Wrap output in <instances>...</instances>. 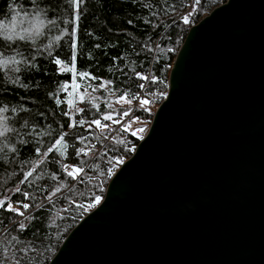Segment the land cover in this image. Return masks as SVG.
Wrapping results in <instances>:
<instances>
[{"label": "water", "instance_id": "obj_1", "mask_svg": "<svg viewBox=\"0 0 264 264\" xmlns=\"http://www.w3.org/2000/svg\"><path fill=\"white\" fill-rule=\"evenodd\" d=\"M46 264H264V0L188 27L146 132Z\"/></svg>", "mask_w": 264, "mask_h": 264}, {"label": "trees", "instance_id": "obj_2", "mask_svg": "<svg viewBox=\"0 0 264 264\" xmlns=\"http://www.w3.org/2000/svg\"><path fill=\"white\" fill-rule=\"evenodd\" d=\"M224 1L84 0L73 36V10L67 0H0V264L48 262L85 214L73 202L102 197L108 167L116 169L140 139L120 128L112 140L118 137L121 143L104 142L111 128L123 119L151 118V112L131 108L135 95L149 101L150 93L166 91L169 67L188 27ZM27 17L32 18V35L7 34ZM74 52L73 65L69 61ZM73 73L75 78L89 74L80 80L92 86L96 101H67L65 85L75 79ZM110 93L121 100L116 113L106 105ZM162 99L155 98L157 103ZM105 115L112 119L105 120ZM94 120L107 129L96 128ZM62 135L63 144L45 156ZM81 148L84 153L77 154ZM66 166L83 171L74 179ZM8 204L31 211L20 216L6 211Z\"/></svg>", "mask_w": 264, "mask_h": 264}, {"label": "rangeland", "instance_id": "obj_3", "mask_svg": "<svg viewBox=\"0 0 264 264\" xmlns=\"http://www.w3.org/2000/svg\"><path fill=\"white\" fill-rule=\"evenodd\" d=\"M31 21H32V18L27 17L25 22H23V23L19 24L18 22H15L16 26H13L11 28V30L7 34L11 35V36L32 35L33 31H29V26H30ZM59 69L69 70L72 73V69L70 67H65V66L60 65ZM91 88H92V86L89 85L86 82L81 81L80 77H77V78L73 79L67 85V89H65L66 96H67V101L69 103H77V104L80 103L81 101L85 100V99L96 101V96L91 91ZM152 93H154V94H152ZM152 93H150V97L152 98V100H149L150 103H148L146 105L142 104V103L141 104H137L136 102H134L132 100L131 108H132V105L135 104L136 105L135 108H143V109L153 113L155 107L163 100L162 99L160 102L157 103V100H155V98L158 95L161 96L162 98H164L166 91L165 92H163V91L156 92L155 91V92H152ZM120 102H121V100L117 99L116 97H113V95L110 93V95H109V97L107 99L106 105L111 108V113H116L118 111V107H116V105H117V103H120ZM150 119H148V120H142V119H138L137 120V119H131V118H128L127 120L123 119L120 122H118L114 127L111 128V130L109 131L108 137L105 138L104 142H106L108 140V141H112L113 144L121 143L122 142L121 138L118 139V137H117V140H112V138L115 137L116 131H118V129H120V128H123L124 133H126V132L135 133V135H137L139 138H141L143 136V134L146 132L147 128H148ZM94 125H95L96 128H98L99 130H102V131L107 129L106 126L102 125V124L100 126H97L96 124H94ZM140 128H143L144 131L140 132L139 131ZM109 143H111V142H109ZM118 160H119L118 158H116L114 160L112 159L109 162V164L110 163L113 164V162L118 161ZM109 168H111V167H108V169H107V176H108ZM80 173L81 172H79L77 174V176ZM97 196L98 195H95L88 203L79 204V203H74L73 202V204L76 205V206H79L81 208L82 213L86 214L88 211H90L92 208H94L97 205L96 200H95V197H97ZM99 197L102 198L101 196H99ZM12 206L14 208H17L14 205H12ZM30 211H31V209H29L28 211H25L23 213H24V215H26V213L28 214Z\"/></svg>", "mask_w": 264, "mask_h": 264}, {"label": "snow or ice", "instance_id": "obj_4", "mask_svg": "<svg viewBox=\"0 0 264 264\" xmlns=\"http://www.w3.org/2000/svg\"><path fill=\"white\" fill-rule=\"evenodd\" d=\"M83 2H84V0H67L68 5H69V6L72 8V10H73V18H72V21H70V23H73V24L75 25V26L72 28V33H71L73 36L76 35V33H77V31H78V28H79L78 21H79V19H80L81 4H82ZM184 22H185V23H188V18H187V17H184ZM129 23H131V21H129ZM9 39H10V38H9ZM20 39L23 40L24 38H23V37H20ZM72 47H73V49L76 48V42H75V40L73 41V45H72ZM96 47L99 48L100 45L97 44ZM75 60H76V54H75V52H74V54H73V56H72V58H71V61H69V62H70V63H73V65H74ZM55 63H56L57 65H59V64H61V60L56 59V60H55ZM73 75H74V78H75V73H73ZM79 75H80L81 78H84L85 76H88L89 74H87V73H79ZM137 77L140 78V79H144V80H147V79H148L147 76H141L139 73H137ZM93 79H95V78L93 77ZM140 87L143 88L144 85L141 84ZM65 89H67V85H65ZM120 99H122V100H123V99H126V96H121ZM129 103H130V101H129ZM148 103H150V101H148L147 99L142 100V104H145V105H146V104H148ZM65 115H67V113H65ZM123 115L127 116V115H128V112H124ZM103 118H104L105 120H110V119H112L111 115H105ZM114 122H116V121H114ZM80 123L82 124V123H84V122H83V121H80ZM92 123L96 124L97 126H100V125H101L100 120H94V121H92ZM139 131H140V132H143L144 129H143V128H140ZM65 135H66V134H65ZM65 135L60 136V138L57 139V140L55 141V143H54L51 147H49V148L47 149V152H45L44 155L46 156L48 153L52 152L53 149H54L57 145H62L63 142H64V139H65ZM133 135H135V133H133ZM36 151L39 152V151H40L39 148H37ZM84 151H85V150H84L83 148H81V149H79V152H78L77 154H79V153H84ZM122 162H123L122 160L118 161V163H122ZM65 171L67 172V175H68V176L73 177V178L75 179V178H76V174H78L79 172H82L83 169H82V168H77V169H75L74 171H68V167L66 166V167H65ZM31 175H32L31 172H29V173L27 174V176H31ZM27 176L25 177V179H27ZM21 183H23V181H21ZM16 190L19 191V188H17ZM57 191H59V189H57ZM24 196H25V198L27 199V198L29 197V193H27V192L24 193ZM100 199H101V198H100L99 196L95 197V200H96V203H97V204L100 202ZM22 207H23L24 209H28V208L30 207V205H29V204H23ZM0 208H4V201H0ZM5 210H6V211L16 212V213H17L18 215H20V216H23V215H24V213L21 212V211L19 210L18 207H17V208H14L11 204H8V205H7V208H6ZM18 227H19L20 230H22V229L25 228V225L21 222V223L18 225ZM24 251L26 252L27 249H25ZM17 264H19V261H17Z\"/></svg>", "mask_w": 264, "mask_h": 264}, {"label": "built area", "instance_id": "obj_5", "mask_svg": "<svg viewBox=\"0 0 264 264\" xmlns=\"http://www.w3.org/2000/svg\"><path fill=\"white\" fill-rule=\"evenodd\" d=\"M141 84H144V83H141ZM135 96L136 97H135L134 102H136L137 104H141L142 103V94L141 93H138ZM133 106H136V105L134 104ZM114 171H115L114 168H112V167L109 168L108 176L110 177L113 174Z\"/></svg>", "mask_w": 264, "mask_h": 264}]
</instances>
